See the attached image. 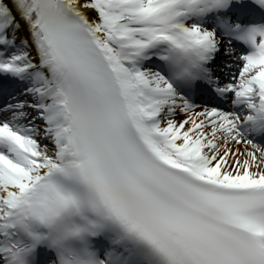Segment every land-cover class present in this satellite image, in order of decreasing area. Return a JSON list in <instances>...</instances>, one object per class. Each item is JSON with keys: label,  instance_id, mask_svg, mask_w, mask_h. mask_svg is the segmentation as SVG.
Returning a JSON list of instances; mask_svg holds the SVG:
<instances>
[{"label": "snow or ice", "instance_id": "snow-or-ice-1", "mask_svg": "<svg viewBox=\"0 0 264 264\" xmlns=\"http://www.w3.org/2000/svg\"><path fill=\"white\" fill-rule=\"evenodd\" d=\"M0 264H264V0H0Z\"/></svg>", "mask_w": 264, "mask_h": 264}]
</instances>
